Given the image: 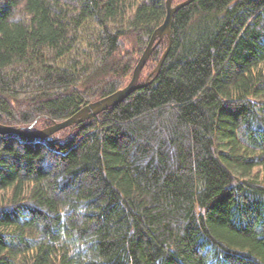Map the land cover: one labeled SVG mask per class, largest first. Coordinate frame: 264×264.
<instances>
[{
    "label": "trees",
    "instance_id": "obj_1",
    "mask_svg": "<svg viewBox=\"0 0 264 264\" xmlns=\"http://www.w3.org/2000/svg\"><path fill=\"white\" fill-rule=\"evenodd\" d=\"M185 0H174L179 4ZM167 0H0V125L124 88ZM136 90L0 135V264H264V0H195Z\"/></svg>",
    "mask_w": 264,
    "mask_h": 264
},
{
    "label": "water",
    "instance_id": "obj_2",
    "mask_svg": "<svg viewBox=\"0 0 264 264\" xmlns=\"http://www.w3.org/2000/svg\"><path fill=\"white\" fill-rule=\"evenodd\" d=\"M195 0H185L179 4H174V0H167V15L165 18L164 23L160 26L153 34L144 54L139 60L137 64L131 81L127 86L124 88L116 91L115 93L98 100L96 102H92L83 108H81L75 115L64 122L57 123L51 127H48L43 130H32V131H22L19 129H14L12 127L0 125V135H18V136H25L30 139H45L53 135L54 133L68 128L75 124H81L87 120L93 119L95 116L99 115L100 113L106 111L109 108L117 106L119 103L125 101L131 94H133L139 88L147 85L149 80L145 84L140 83V75L142 70L144 69L148 59L152 55L153 51L155 50L156 46L165 38L167 37L169 40V44L167 49L165 50L161 60L159 61L157 67L155 68L153 74H159L161 68L170 52L172 47V27H173V19L174 15L183 7L189 5L190 3L194 2Z\"/></svg>",
    "mask_w": 264,
    "mask_h": 264
}]
</instances>
